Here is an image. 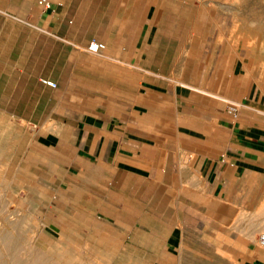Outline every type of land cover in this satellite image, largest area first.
I'll use <instances>...</instances> for the list:
<instances>
[{"label": "rangeland", "instance_id": "1", "mask_svg": "<svg viewBox=\"0 0 264 264\" xmlns=\"http://www.w3.org/2000/svg\"><path fill=\"white\" fill-rule=\"evenodd\" d=\"M36 1L0 0V6L30 15L36 8L39 13L44 11ZM83 1L88 3L91 21L76 27L81 32L90 28L93 33L107 31L97 12L133 3L134 23L127 26L134 28V33H124L122 43L135 55L108 56V51L117 47L111 45L96 57L88 55L86 66L77 56V47L81 51L85 43L67 46L72 51L69 67L43 65L40 55L35 72L59 79L57 88L42 92L38 114L46 115L52 102L59 100L73 118L24 120L19 116L29 114L34 105L15 102L20 89L0 88V211L6 218L7 234L22 256L36 250L54 264H132L126 243L133 237L134 221L135 226L141 224L142 216L136 211L142 209L146 195H80V168L69 166L84 155L79 150V107L89 83L94 82L92 76L100 74L93 66L95 59H110L120 67L135 66L133 73L120 72V89L127 87L130 77L135 85L139 83L144 71L137 67L142 64L152 68L148 72L151 79L202 85L197 89L208 96L200 100L207 110L213 106L215 118L163 121L168 131L184 133L168 135L167 144L203 151L214 144L217 153L230 127L264 131V0H82L81 4L71 0L68 16L74 21ZM146 29L147 38L143 39ZM7 33V49L13 47L14 52L59 47L52 39H34L26 28L19 34L18 26L10 31L8 24ZM158 68L160 71L154 70ZM95 81L100 87L115 84L104 83L100 77ZM26 90L32 99L34 90ZM63 123L70 128L63 129ZM142 138L153 144L162 137ZM261 138L255 149L264 161V135ZM118 176L122 180L124 173L120 171ZM216 208L230 210L232 243L236 242L232 252H241V243L264 233V195H226L216 202ZM232 255L231 264H237L239 253Z\"/></svg>", "mask_w": 264, "mask_h": 264}, {"label": "crops", "instance_id": "2", "mask_svg": "<svg viewBox=\"0 0 264 264\" xmlns=\"http://www.w3.org/2000/svg\"><path fill=\"white\" fill-rule=\"evenodd\" d=\"M49 2V8L41 6L43 12L39 13L36 8L30 15L23 14L22 9L11 12L6 6H0V88L20 89L15 102L34 105L29 114L19 116L24 120L73 118L66 114L70 110L60 106L59 100L52 102V110L46 115L38 114L36 106L41 102L42 92L57 88L59 79L35 72L40 55L43 65L69 67L72 51L67 46L86 45L92 39L104 44L102 51L105 47L117 46L114 51H108V56L135 55L122 43L124 33H134V28L127 26L134 23L133 3L97 12L107 31L93 33L90 28L85 27L81 32L79 26L76 27V24L91 21L87 1H83L76 21L68 16L71 0ZM37 3L38 0L36 6ZM8 24L10 31L18 26L20 34L26 28L34 39L41 36V39H52L59 42V47H48L45 51L31 48L27 53H23L22 48L18 52H14L13 47L8 50ZM145 34L147 36V29L143 31V39L147 38ZM77 50L84 65L88 55H97L85 49L80 51L79 47ZM95 61L93 66L100 69V74L92 76L94 82L89 83L79 107L82 110L79 150L84 155L69 166L80 168V195H146L142 209L136 211L137 216H142L141 224L135 226L134 221L133 237L126 243L128 262L231 264L232 254L239 253L237 264H264V246L258 244V235L256 240L241 243V252H232L236 242L232 243L230 210L216 208V202L226 195H264V161L255 149L262 143L264 131L230 127L217 153L214 144L205 151L183 144L168 147V135L184 133L179 129L168 131L163 121L215 118L213 106L207 110L200 100L201 96H208L197 89L203 86L190 81L172 84L151 79L148 72H152V68L142 64L137 67L144 71L139 83L135 85L130 77L127 87L120 89V72L133 73L135 66L120 67L110 59ZM154 70L160 71L159 68ZM97 76L104 79V83L108 80L115 83L114 86H98ZM41 79L54 81L56 86H48ZM28 88L34 90L30 100L26 96ZM53 112L57 115L53 116ZM65 125L63 123V129L70 128ZM150 136L162 138L153 144L148 138H142ZM64 137L65 134L63 141L67 142ZM36 143H39L38 136ZM145 152L160 155L156 158ZM120 171L124 173L122 180L118 176ZM152 200L158 202L152 203Z\"/></svg>", "mask_w": 264, "mask_h": 264}, {"label": "bare ground", "instance_id": "3", "mask_svg": "<svg viewBox=\"0 0 264 264\" xmlns=\"http://www.w3.org/2000/svg\"><path fill=\"white\" fill-rule=\"evenodd\" d=\"M7 229L5 215L0 211V264H5V262L7 264H54L51 263L50 259L46 258L44 254L36 250L30 251L26 249L28 252L25 254V256H22V253H20L21 250L12 243L10 238L11 235L7 234Z\"/></svg>", "mask_w": 264, "mask_h": 264}, {"label": "built area", "instance_id": "4", "mask_svg": "<svg viewBox=\"0 0 264 264\" xmlns=\"http://www.w3.org/2000/svg\"><path fill=\"white\" fill-rule=\"evenodd\" d=\"M38 3L44 7V8H49L50 7V2L49 0H38ZM104 49V44L102 42L96 41V40H90L86 45H85V50L88 53L91 54H98ZM41 82L51 86L55 87L56 83L54 81L48 80V79H41ZM229 112H231L229 108ZM257 242L259 245L264 246V233H260L257 237Z\"/></svg>", "mask_w": 264, "mask_h": 264}]
</instances>
